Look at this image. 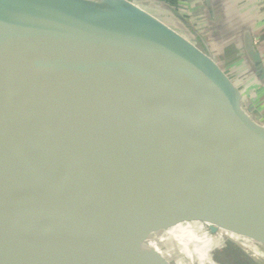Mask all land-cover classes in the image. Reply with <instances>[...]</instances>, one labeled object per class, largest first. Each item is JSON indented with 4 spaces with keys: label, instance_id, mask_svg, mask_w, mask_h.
<instances>
[{
    "label": "water",
    "instance_id": "obj_1",
    "mask_svg": "<svg viewBox=\"0 0 264 264\" xmlns=\"http://www.w3.org/2000/svg\"><path fill=\"white\" fill-rule=\"evenodd\" d=\"M243 35L255 73L261 55ZM200 43L130 0H0V167L25 202L16 227L0 218V248L15 249L0 264H89L56 145L97 151L83 157L87 188L141 264H173L150 242L187 221L264 251V123ZM22 209L19 247L5 228Z\"/></svg>",
    "mask_w": 264,
    "mask_h": 264
},
{
    "label": "rangeland",
    "instance_id": "obj_2",
    "mask_svg": "<svg viewBox=\"0 0 264 264\" xmlns=\"http://www.w3.org/2000/svg\"><path fill=\"white\" fill-rule=\"evenodd\" d=\"M218 63L224 70L226 69L221 61L218 60ZM225 71L232 77L229 70L226 69ZM232 79L236 80L234 77ZM247 81L248 79L245 78L243 82L246 83ZM54 149L57 151V155L50 158L52 168L60 184L64 200L73 213L82 243L81 250L88 263L141 264L140 253L129 256L126 252V240L118 243L117 231L107 228V221L100 216L96 199L87 188L89 177L87 162L89 160H85L83 157H95L97 151L95 149H84L82 146L77 148L64 145H56ZM0 195L2 198L4 197L3 193H0ZM9 214H4L0 210L2 222L12 228L9 222ZM21 215L20 220L23 222L20 221L16 230L11 231L5 228L8 242L19 247H22L24 243H22L21 230L25 228L27 220V215L23 209ZM107 233H111L117 239L116 244L112 245L113 247H107ZM172 233L174 235L181 233V237L187 235L190 237L182 244L187 256L181 254V259L178 256V264H260L264 259V251L249 243H243L245 246H239L227 241L225 238L223 241L217 237L218 234L211 239L207 236L210 234L207 227L202 226L200 223H184L171 229L170 235ZM114 248L116 251L113 250ZM154 264L157 263L154 262Z\"/></svg>",
    "mask_w": 264,
    "mask_h": 264
},
{
    "label": "crops",
    "instance_id": "obj_3",
    "mask_svg": "<svg viewBox=\"0 0 264 264\" xmlns=\"http://www.w3.org/2000/svg\"><path fill=\"white\" fill-rule=\"evenodd\" d=\"M130 1L148 9L150 13L196 43L199 48H202L200 37L205 39L211 46L217 62L221 61L232 73V77L236 78V84L247 98V103L244 101L245 106L253 108L250 113L252 118L264 123V81L258 77L264 68V0H177L170 5L172 8L169 10H166L167 7L164 8L165 6L163 7L158 0ZM193 29L200 37L193 33ZM246 31L262 59L263 67H256L255 73L250 71V67H253L248 63L249 60L244 53L246 43L243 34ZM245 78L248 79L246 83L243 82ZM184 223H200L205 226L199 221L181 222L170 226L160 235L153 236L155 242L161 240V246L166 248L156 247L158 252L165 254L173 264H177V257L181 259V254L187 256L182 244L189 240V235L186 237H181V233L170 235L171 229ZM214 235L217 234L210 233L207 236L213 239ZM217 237L224 241L220 235ZM150 243L153 245V242Z\"/></svg>",
    "mask_w": 264,
    "mask_h": 264
},
{
    "label": "bare ground",
    "instance_id": "obj_4",
    "mask_svg": "<svg viewBox=\"0 0 264 264\" xmlns=\"http://www.w3.org/2000/svg\"><path fill=\"white\" fill-rule=\"evenodd\" d=\"M0 193H3V195H4L3 198L1 196L2 194L0 195V210L4 214L10 213L9 214L10 215V219H9L10 221L9 222H10L12 227H16L18 224V220H19V209H17L16 206L18 205V207H19V204H23L25 206V202H24L20 192L16 188V186L13 184V182L10 180V178L7 176V174L3 171V169L1 167H0ZM15 211H16V213H15ZM21 222H23V221H21ZM222 234H226L235 240H239V238H240V237L238 238V236H236L234 234L227 232L226 229L222 230ZM152 244L155 247H160V249H162L164 247V246L163 247L161 246V240H158V242L153 241ZM167 249H168V247H167ZM0 250L3 252H6V253H14L15 252V249L12 247L0 248ZM260 264H264V259H263V261H261Z\"/></svg>",
    "mask_w": 264,
    "mask_h": 264
},
{
    "label": "trees",
    "instance_id": "obj_5",
    "mask_svg": "<svg viewBox=\"0 0 264 264\" xmlns=\"http://www.w3.org/2000/svg\"><path fill=\"white\" fill-rule=\"evenodd\" d=\"M164 2L172 5L173 3L177 2V0H164Z\"/></svg>",
    "mask_w": 264,
    "mask_h": 264
},
{
    "label": "built area",
    "instance_id": "obj_6",
    "mask_svg": "<svg viewBox=\"0 0 264 264\" xmlns=\"http://www.w3.org/2000/svg\"><path fill=\"white\" fill-rule=\"evenodd\" d=\"M164 1V0H163ZM168 4V3H167ZM169 6H170V4H168ZM244 101H246V103H247V98H245V100Z\"/></svg>",
    "mask_w": 264,
    "mask_h": 264
}]
</instances>
